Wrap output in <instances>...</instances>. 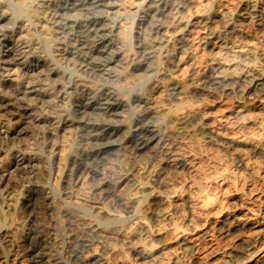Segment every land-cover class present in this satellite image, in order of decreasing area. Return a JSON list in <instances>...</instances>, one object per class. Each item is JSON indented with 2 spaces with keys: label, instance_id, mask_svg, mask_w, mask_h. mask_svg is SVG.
<instances>
[{
  "label": "bare ground",
  "instance_id": "1",
  "mask_svg": "<svg viewBox=\"0 0 264 264\" xmlns=\"http://www.w3.org/2000/svg\"><path fill=\"white\" fill-rule=\"evenodd\" d=\"M13 2L14 14L23 16L29 7L26 0ZM108 2L98 0L96 10H121L108 7ZM177 2L178 11L174 7ZM209 2L203 0L202 6L200 0H165L161 11L152 10V14L158 21L168 15L170 23L173 19L175 23L172 27L163 22L149 28V20L140 50L131 52L119 42L126 39L119 22L107 28V18L86 11L94 7L92 0H68V6L49 25L48 43L35 38L21 40L27 34L23 20L9 28L12 17L0 18V62L13 65L19 83L33 76L35 83L33 96L26 101L18 97L22 91L17 88L10 90L9 96L0 94L2 193L14 192L16 183L11 178L18 170L30 175L40 163L50 177L62 169L56 168L53 154L65 125L80 130L78 137L84 143L76 158L71 145L59 156L66 168L58 177L62 178L61 187L71 174L75 175V189L70 194L85 207L80 211L70 207L64 212L67 227L55 225L62 233L60 257L49 264H264V0H214L210 9ZM174 12L178 18L172 16ZM78 14L89 18L81 19ZM65 15L74 18L61 23ZM198 50L203 52L197 57L198 67L177 75L183 58L192 59ZM37 53L44 54V61ZM217 56L236 62L217 59L213 63L211 58ZM114 64L121 70L113 69ZM134 66H143L139 76L132 73ZM3 69L8 73V66ZM237 69L239 74L227 78L218 75ZM117 73H123L118 83L132 96L130 100L139 104L133 125L142 119L147 122L149 117L154 122L170 109L177 114L169 117L172 127L168 132L157 129L155 123L142 129L147 132L153 128L154 133L148 136L143 151L148 154V167L155 170L152 188L137 194L129 185L127 204L122 200L112 203L107 194L85 201L78 194L91 175L81 160L91 155L88 146L97 140L89 137L86 129L103 127L114 139L125 127L111 124V116L125 104L119 93L110 86L97 93L89 81L103 78L110 85L117 80ZM73 74L77 78L69 86ZM101 97L106 103L100 102ZM63 100L68 107L62 111L59 104ZM85 114L111 123L86 124ZM23 125H33L42 134L32 156L26 155L25 146L20 148L13 142L11 147L2 146L10 135L21 134ZM151 142L154 144L149 146ZM173 185L176 189L182 186V190L170 191ZM58 187L59 183L49 187L54 197ZM32 191L29 187L26 194ZM54 208L47 211L50 214L52 209L54 218L59 217L60 208L57 213ZM117 212L125 220L113 215ZM45 214L49 220L51 214ZM246 228L250 232L243 234ZM46 235L48 230L40 226L28 245L29 256L39 258Z\"/></svg>",
  "mask_w": 264,
  "mask_h": 264
},
{
  "label": "clouds",
  "instance_id": "2",
  "mask_svg": "<svg viewBox=\"0 0 264 264\" xmlns=\"http://www.w3.org/2000/svg\"><path fill=\"white\" fill-rule=\"evenodd\" d=\"M28 4V10L23 16L14 14V9L16 5L13 0H0V18L11 16V22L7 25L9 28H15L17 24L23 20L22 27L27 33L24 36H21V40L31 41L33 38L47 42L49 39V34L51 29L49 28L50 24L55 23V17L59 15V12L62 8L68 6V0H26ZM165 0H109L108 7L118 6L120 11L115 13L108 11H97L99 7L98 0H92L93 8H89L86 11L89 12L92 16H102L106 17L110 23L106 24L105 27L113 28L119 22L121 25V35L125 37L128 41V51H132V34L135 30L137 20H140L144 23H147L149 20V28L155 27L157 24L163 23V21H158L156 15L152 14V10L156 12L161 11L160 5L164 3ZM214 0H210L209 9L211 8V3ZM201 5L203 6V0H200ZM174 7L178 11V2L174 4ZM81 19H88V16L78 14ZM173 17H177V13L172 14ZM65 15L60 21L63 23L69 19H73ZM188 17L185 16V19ZM175 23L173 19L172 23L167 24V27H172ZM203 27V26H202ZM0 31H3V26H0ZM177 35L179 34L176 33ZM143 35V33H142ZM167 35V33L165 34ZM97 38H100L99 36ZM192 50V49H190ZM39 52V48L36 49ZM212 62L215 63L217 59L221 63H234L235 59L229 60L223 56L212 57ZM75 63V61H71ZM113 70L109 69L108 72ZM241 70L237 69L235 71H221L218 73L219 76L227 78L228 76L239 74ZM123 73H117V80L113 81L110 85L104 81L103 78L96 81L94 84L95 91L99 93L100 89L103 87L110 86L115 92H118L121 98H128L130 95L124 86L118 83L119 76ZM77 74H73L69 77L68 85L70 86L75 82ZM83 79V77H79ZM143 83V82H141ZM233 86L234 85H230ZM101 103H106L105 98H100ZM177 114V111L169 110L167 114L160 117L156 121L145 119L140 120L136 125L131 123V120L126 116L124 121L121 123H127L128 129L126 132L122 133L118 139H113V133L109 131L105 134V129L101 128H91L86 129L89 137H96V143L88 146V151L91 152V155L84 157L81 160V164L86 166V172L91 175L92 183H86L79 190V198L87 201L89 198L97 199L99 197H104L107 194L108 197H111L112 203L123 201L124 204L128 203V193L129 185L136 189L137 194L140 193L142 189L152 188V180L154 176V169H150L148 164L150 161L144 160L142 156H138V153H142L146 148L148 136L142 131V129L147 128L149 125L155 123L157 129H160L162 132H168L172 125L168 122L169 117ZM105 117L108 116V112L105 111ZM84 121L86 124H107L111 123L108 119H99L97 120L94 117L89 115H84ZM93 149H95L93 151ZM125 181L128 183L126 184ZM133 181L135 183L133 184ZM123 185V186H122ZM96 191V196H93V191ZM177 192L182 190L176 189L173 185V189ZM157 189L153 188V192ZM136 198V197H131ZM73 210L80 211L84 209L85 205L77 206L75 203L68 205ZM119 217V221L125 220V217L122 213H113ZM85 218H89L88 215H85ZM93 223H96L97 220L95 217H91ZM119 221H116L117 223ZM101 227L104 225L101 224Z\"/></svg>",
  "mask_w": 264,
  "mask_h": 264
},
{
  "label": "rangeland",
  "instance_id": "3",
  "mask_svg": "<svg viewBox=\"0 0 264 264\" xmlns=\"http://www.w3.org/2000/svg\"><path fill=\"white\" fill-rule=\"evenodd\" d=\"M188 18L190 19L189 16H188ZM162 20L166 24L171 22V19L168 15L166 17H164ZM146 24L140 20H137L135 30L133 31V34H132V41H131L132 49L134 51L140 50L139 46L142 45V37H143L142 33L144 34V32L147 29ZM6 25H7V23L4 26H6ZM11 40H12V38H11ZM37 41H39V40H37ZM119 42L122 46H125V48H128V45H126L127 44L126 39H124V38L119 39ZM47 43H48V41H47ZM202 53L203 52L198 50L196 52V55L192 59L184 57L182 62L177 67L176 74L177 75H184L188 71L196 69L198 67L197 57L200 56ZM36 55L38 57H40V59H42V61H44V59L46 58V57L42 58V57H44L43 53H37ZM42 63H44V62H42ZM7 66L9 68L8 73L6 70L3 69L4 67H7ZM12 67H13V65H11V64L0 62V94L5 95V96L6 95L9 96V94H11V92H12L10 90H12V89L14 90L17 88V89H20L22 91L18 95V97L21 100L26 101L27 98L33 96L31 91H32V86L35 85V83L32 82V80H34L33 79L34 76L31 78L32 80L29 79V80L23 81L22 83H19L21 81H17L15 78L17 71H16V69L14 70V67L13 68ZM112 67H113V69H115L117 71L121 70V68L118 65H115ZM137 67L140 69L138 70ZM142 67L134 66L132 68V71H134V72H132L134 74V76H139L142 73V70H143ZM15 71H16V73H15ZM36 72L38 73L39 71L36 70ZM83 77H85V76H83ZM85 78L88 79L87 77H85ZM98 80H100V79H94V80H91V82L89 81V83H90L89 85H91V87L92 86L94 87L95 82ZM27 81H28V84L26 83ZM129 96H128V98H121L120 94H118V97H120L122 100H124L125 104H123V107H119L116 109L117 115L111 116L112 122H114V123L116 122L115 124L111 123V124H113V126L125 124V127H128L127 123H121V121L125 120L126 116L131 120V123H133L135 121V119L138 118V113L136 114L138 107H135V106H137L138 103L137 102L133 103V100H130L132 96H130V97ZM63 101H61L60 102L61 104H59L61 107H63V109H61V107H60V110H62V111L64 109H66L65 107H68L67 105H65V100H63ZM132 106H133V108H131ZM138 106H139V104H138ZM120 108H121V110H120ZM50 116L52 117L53 115H50ZM150 119L151 118L149 117L148 120H150ZM65 126L63 127L64 129L62 128L61 131L59 132L60 139L58 138L59 141H58V144L56 147L57 150L55 151V153H57V152L58 153L53 154V155H55L54 162L56 161V164H57L56 168H58V166H59V168H62L60 170L58 169L59 172L56 171L57 170L56 169L55 172L53 173L54 175L51 174L49 177L48 171L45 169L43 164H40V163H37L35 165L34 171L30 175H27V173H23L24 170H18L15 173H13V175H12L13 177L11 176L12 177L11 180L13 181V183H16V187L14 189V192H12L11 195H6V194L2 193L1 189L3 188L4 185H2V183L0 181V192H1L0 193V264H49L53 258L60 257V252H58L60 250H59L58 246H60L59 245L60 240H61L60 236H62V233L57 231V228H55V225L57 227V223H58V224H60L58 226L62 225L61 227H67L68 224H67L66 219L64 217V215H65L64 212H66V210L70 209V207H68L66 205L67 204L70 205L72 203H75L77 206H79L80 204L70 194L71 190L75 189V188H73L74 182L77 180L76 179L77 177L75 175H73V174L70 175L66 185L63 184L62 187L60 185L62 178H60L58 180V177L62 173L64 175V173L66 172V168L64 167L65 166L64 161H62L61 158H59V156L61 157L62 152L65 151V148H67L69 145H71L72 150H74L73 154L75 155V158H76L77 156H79L81 149L84 146V143L81 142L79 140V137H78V135H80V130H78L77 128L75 130L74 129L75 127L70 126L69 124H67ZM125 127L123 126L120 129L119 133H117L115 136H117L119 138L120 135L122 134V132L124 131ZM20 129H21L20 130L21 134L10 135V137L8 139H6V140H8V142L6 140H4L5 142L3 143V141H2V144H3L2 146L7 144L8 146L11 147L13 143L16 145L18 144V146L20 148H23L25 146L24 150H25V153H27L26 155L29 154V156H32L33 155L32 150L37 146L36 144H38L41 141V136H42L41 131L36 130L33 127V125H29V126L23 125V127H21ZM151 129H153V128H149V131L145 132L147 134V136H149V137L154 136V133H152ZM35 132H36L37 137H35L36 136ZM2 133H3V130H2ZM32 136H34L35 139ZM115 136H114V139H117V137H115ZM35 141H37V142H35ZM31 144H32V146H31ZM151 144L153 145L154 142L153 143L151 142L149 146H151ZM77 150H80V151L77 152ZM137 155L142 156L143 159L146 160V156L148 154L142 152V153H138ZM57 157L59 158V160L57 159ZM57 160L59 161L58 163H57ZM2 175H3V177H7L6 174H2ZM86 181H87V183L91 184L92 183V177L87 176L86 179L84 180V182L86 183ZM55 183L56 184L59 183L60 187H58L56 196L54 197L53 194L51 193L49 187L55 186L56 185ZM29 187H31L33 191L28 196L27 195L28 193L26 194V189ZM46 187H48L49 189L48 188L46 189ZM63 189L64 190L66 189L67 191H69L68 194H67V192L65 193V191ZM22 194H24V196ZM28 199H30V200L28 201ZM19 204H20V207H19ZM50 207L52 209H53V207H55L54 208L55 212L59 211V208H60L61 212L59 211L60 212L59 217L54 218V215L52 214L53 213L52 209L50 211L51 215L49 214V212L47 210L50 209ZM57 207H58V209H57ZM46 212L50 215L49 220H48V215L45 214ZM55 212H54V214H55ZM61 213L63 215H61ZM51 216H53L52 219H51ZM60 216H61V218H60ZM59 218L61 219V221ZM52 220H55V221H52ZM46 222L49 224H47ZM50 222H52V223H50ZM53 222L54 223L56 222V223L54 224ZM40 226L46 227V229L48 230V235H46V237L43 238L41 251H39L37 254V256H39V258H38L35 256H29L27 248H28L29 243L32 241V238L40 232ZM246 229L243 230V232H244L243 234H245V233L247 234L250 232L248 228H246ZM54 230L57 232H55ZM55 233L56 234L58 233V235H56Z\"/></svg>",
  "mask_w": 264,
  "mask_h": 264
}]
</instances>
